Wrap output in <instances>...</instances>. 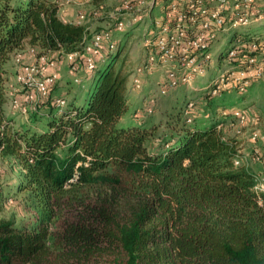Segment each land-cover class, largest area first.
<instances>
[{"label": "trees", "instance_id": "trees-1", "mask_svg": "<svg viewBox=\"0 0 264 264\" xmlns=\"http://www.w3.org/2000/svg\"><path fill=\"white\" fill-rule=\"evenodd\" d=\"M59 13L53 0H0V160L17 176L0 171V209L13 198L21 210L0 220V264H264V195L236 164V137L182 126L154 152L152 130L120 124L125 43L106 48L83 102L49 109L41 130L15 127L6 82L16 53H83L90 35Z\"/></svg>", "mask_w": 264, "mask_h": 264}, {"label": "rangeland", "instance_id": "rangeland-1", "mask_svg": "<svg viewBox=\"0 0 264 264\" xmlns=\"http://www.w3.org/2000/svg\"><path fill=\"white\" fill-rule=\"evenodd\" d=\"M53 1L60 7L64 18L67 14L72 15L71 19H67L87 27L90 34L86 39L88 44L92 43V38L100 32L110 34L109 44L105 45L101 58L95 64V69L97 68L95 73L88 69L87 60L78 56L70 60L61 53L43 55L36 50L32 51L31 48L16 53L7 67L6 114L19 129L41 130L48 118L49 109L52 108L56 113H60L74 98L83 102L91 91V85L97 78L98 72L100 73L110 62L111 53L105 56L104 52L109 45L113 47V42L116 44V48L112 50L113 53L121 44H126L125 52L128 55L127 65L131 71V80L137 68L147 57L148 48L144 44L149 32V23L146 20L133 21L134 16L126 14L123 18L124 28L122 31L118 30L115 18L118 16L115 13L119 0H91L89 3L73 2V0ZM143 9L144 5H139L137 13L144 14ZM95 13L96 17L93 16ZM81 14L87 19H80ZM239 32L259 36L264 35V27L254 25ZM228 40L229 38H220L216 47L227 44ZM215 53L206 77H198L189 85H182L163 93L159 84L165 76L162 70H158L161 71V79H159L160 75H156L157 72L144 78L141 89H136L131 83L130 94H128L130 109L123 116L120 124L152 130L154 136L150 139L149 146L154 152L166 147L177 135L176 130L182 126L204 128L224 124L223 129L230 137H236L241 146L243 158L241 163L255 173L256 185L261 187L264 185V164L253 161L252 158L256 151L264 155V140L252 143L250 135L254 127H259L264 135V85L257 82L244 94L226 89L221 94L212 96L209 83L217 76L220 69L227 66L225 57L221 54L223 52L217 50ZM41 57L44 59L42 60ZM51 64H53L52 68L44 70ZM51 74L52 76L49 77ZM51 78L52 81H48L50 83L47 85V94L38 92L37 86ZM236 110H242L248 119L247 126L239 135L234 128L229 127L230 119H226L227 117L222 114L223 112L232 114ZM187 112L192 119L190 123L186 119ZM6 170L9 174L5 180L9 183L17 181V176L11 172L9 165L0 160V171L4 173ZM19 215L21 210L18 200L13 198L8 199L7 204L0 209V220L9 219L12 216L19 219Z\"/></svg>", "mask_w": 264, "mask_h": 264}, {"label": "built area", "instance_id": "built-area-1", "mask_svg": "<svg viewBox=\"0 0 264 264\" xmlns=\"http://www.w3.org/2000/svg\"><path fill=\"white\" fill-rule=\"evenodd\" d=\"M90 1L73 0L79 3ZM139 5H144V14L137 13ZM100 9L103 10V7L100 6ZM115 14L118 16L115 17L116 27L120 31L124 28L123 18L126 14L134 16L133 21L146 20L149 23L150 30L148 29L144 44L148 48L147 57L137 68L132 80V86L136 89H141L144 78L158 70L165 74L159 83L163 93L189 85L198 77H206L217 50L223 52L221 54L225 57L227 66L220 69L209 83L212 96L219 95L226 89L244 94L257 82L264 85V35L239 32L254 25L264 27V0H119ZM93 16L96 17V13ZM79 18L87 19L83 14ZM222 37L229 40L227 44L217 48V42ZM109 40L108 32H100L92 38V43H85L83 53L75 52L66 56L70 60L77 56L84 58L88 69L94 71ZM52 66L53 64L47 65L44 70L47 71ZM48 81H52V78L39 84L38 92L47 94ZM222 114L230 119L229 127L234 128L237 135L248 124L247 115L242 110ZM186 115L190 123L192 119L189 112ZM218 128H224V124ZM251 131L252 143L264 140L259 127H254ZM241 151L236 164L243 163ZM252 160L264 164V155L256 151ZM255 190L264 195V185H256Z\"/></svg>", "mask_w": 264, "mask_h": 264}, {"label": "crops", "instance_id": "crops-1", "mask_svg": "<svg viewBox=\"0 0 264 264\" xmlns=\"http://www.w3.org/2000/svg\"><path fill=\"white\" fill-rule=\"evenodd\" d=\"M60 11H61V10H60ZM59 14H60V17L63 19L64 16L61 14V12H60ZM157 14H158V12H157V10H156V11H155V15H157ZM71 16H72V15L67 14V16L65 15V18H64L65 20H64V19H63V20L66 21V22H71L70 20L67 19V18H70V19H71V18H72ZM158 72H160V73H158ZM156 75H160V76H159V79H161V75H162V74H161V71H157V74H156ZM163 75H164V74H163ZM152 77H153V76H152ZM146 80H148V79H146ZM149 80H151V79L149 78ZM130 83H131V78H130ZM130 83H129V85H130ZM128 94H130V91H129Z\"/></svg>", "mask_w": 264, "mask_h": 264}]
</instances>
